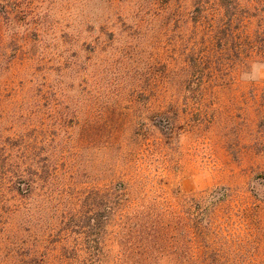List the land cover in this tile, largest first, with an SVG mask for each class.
<instances>
[{
    "label": "rangeland",
    "instance_id": "374dc122",
    "mask_svg": "<svg viewBox=\"0 0 264 264\" xmlns=\"http://www.w3.org/2000/svg\"><path fill=\"white\" fill-rule=\"evenodd\" d=\"M263 38L264 0H0V264H264Z\"/></svg>",
    "mask_w": 264,
    "mask_h": 264
},
{
    "label": "trees",
    "instance_id": "16d2710c",
    "mask_svg": "<svg viewBox=\"0 0 264 264\" xmlns=\"http://www.w3.org/2000/svg\"><path fill=\"white\" fill-rule=\"evenodd\" d=\"M260 49H263V51H264V38L261 41ZM29 188H30V186L28 188H23L22 190H24V192L26 190V193H27L29 191ZM109 195H111V194L109 192H107L106 193V201H108V202H110ZM210 197H211V203L215 202L214 204L217 205V203L221 202L225 197L224 190L223 189H217L211 193ZM103 210H104L103 214H105L104 223L107 224V222L109 221V214H110L109 211L111 210V206H104ZM201 212H202L203 216H205V214L207 213V211H201ZM203 226L207 227L208 223L204 221ZM194 228H195L194 232H197V230L199 229V227L197 228L196 226H194V227L191 226V229H194ZM188 240H189L188 237L183 236L184 242H186ZM194 241H196V238L190 239V242H194ZM66 250H68V249H66ZM65 258H67V256L65 254H62L60 257L57 258L58 263L59 264H65V263L68 264V262L66 260H64ZM101 261L102 260L98 257V252L94 253V251L88 250V251H84V256L77 254V256L75 257V260H74V262H76V263H74V264H100Z\"/></svg>",
    "mask_w": 264,
    "mask_h": 264
}]
</instances>
